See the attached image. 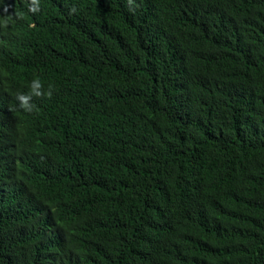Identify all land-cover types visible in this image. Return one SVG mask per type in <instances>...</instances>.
<instances>
[{
  "label": "trees",
  "instance_id": "16d2710c",
  "mask_svg": "<svg viewBox=\"0 0 264 264\" xmlns=\"http://www.w3.org/2000/svg\"><path fill=\"white\" fill-rule=\"evenodd\" d=\"M18 1L0 264H264V0Z\"/></svg>",
  "mask_w": 264,
  "mask_h": 264
},
{
  "label": "clouds",
  "instance_id": "9594fccd",
  "mask_svg": "<svg viewBox=\"0 0 264 264\" xmlns=\"http://www.w3.org/2000/svg\"><path fill=\"white\" fill-rule=\"evenodd\" d=\"M29 12L37 13L39 11L38 0H30L27 5ZM5 12L8 11L7 8L4 9ZM28 92L20 93L17 95L16 99L19 101V107L25 112H32L35 108L33 103V97H41L44 95L50 96L52 94L51 87L45 89L44 84L38 77H34L27 85Z\"/></svg>",
  "mask_w": 264,
  "mask_h": 264
},
{
  "label": "bare ground",
  "instance_id": "6f19581e",
  "mask_svg": "<svg viewBox=\"0 0 264 264\" xmlns=\"http://www.w3.org/2000/svg\"><path fill=\"white\" fill-rule=\"evenodd\" d=\"M20 2L18 0H15V5H18ZM0 29H3L2 27H0ZM25 137V136H24ZM22 138V137H21Z\"/></svg>",
  "mask_w": 264,
  "mask_h": 264
}]
</instances>
